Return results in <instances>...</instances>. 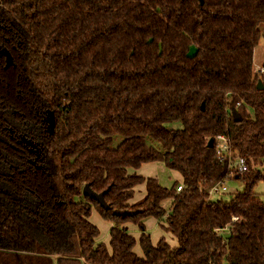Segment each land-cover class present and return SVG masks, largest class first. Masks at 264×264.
<instances>
[{
	"label": "trees",
	"instance_id": "16d2710c",
	"mask_svg": "<svg viewBox=\"0 0 264 264\" xmlns=\"http://www.w3.org/2000/svg\"><path fill=\"white\" fill-rule=\"evenodd\" d=\"M261 25L264 0H0L14 60L0 67V264H264ZM218 136L249 172L232 174ZM154 162L181 173L183 190L128 172ZM228 180L245 191L211 200ZM87 184L109 191L112 211ZM138 186L146 195L132 203ZM96 210L114 224L109 246ZM146 217L165 218L179 248L143 233L137 255L125 226L144 232Z\"/></svg>",
	"mask_w": 264,
	"mask_h": 264
},
{
	"label": "rangeland",
	"instance_id": "374dc122",
	"mask_svg": "<svg viewBox=\"0 0 264 264\" xmlns=\"http://www.w3.org/2000/svg\"><path fill=\"white\" fill-rule=\"evenodd\" d=\"M262 33L264 32V25L260 26ZM254 57V70L258 74L262 71V67L264 65V36L261 37L259 44L257 45ZM178 126V125H176ZM130 174H138L142 177L155 178L157 179L161 185L166 188H171L176 183H182L181 173L172 171L166 167L163 162H154V163H145L140 169H132L128 170ZM225 186H227L228 191L222 194H213L211 200H225L228 201L235 195L239 193H243L245 191V186L242 185L237 180H228L225 182ZM256 195L261 199H264V184L263 182L259 183L255 189ZM146 195L145 186H138L136 188V196L131 201L132 203L136 201L142 200ZM164 208L169 211L172 209V200H165L163 203ZM92 223L100 229V236L97 238L99 242H103L109 246L110 244V230L113 228V223L105 220L99 212L96 210L93 212L92 217L90 219ZM145 226V231L143 232L140 228V225L130 221L125 227L128 229L129 234L134 236L137 239V246L135 248V252L137 255L142 256V249L140 246V236L145 233L146 235H150L154 245L159 244L163 239L173 247L179 248L180 244L176 237H174L170 232L166 230L167 222L165 218L162 220H158L154 217H146L142 222Z\"/></svg>",
	"mask_w": 264,
	"mask_h": 264
},
{
	"label": "water",
	"instance_id": "95a60500",
	"mask_svg": "<svg viewBox=\"0 0 264 264\" xmlns=\"http://www.w3.org/2000/svg\"><path fill=\"white\" fill-rule=\"evenodd\" d=\"M200 3L202 4L203 3V0H200ZM3 56L6 60V69L10 68V66L14 65V60H13V57L10 53V51H8L7 48H5L4 46H0V57ZM258 88L259 89H264V86L262 84L261 81L258 82ZM203 110L205 108V105H203ZM234 119L236 121H240V116L237 114V113H234ZM46 123L48 125V130L51 134L54 133L55 131V128H56V125H55V115L53 112L51 111H48V114H47V118H46ZM22 142H24L26 144V146H30L34 151H36V153L38 154L40 152V148H39V144L36 143V142H33L32 140L30 139H26L25 137H22ZM214 144V140L211 139L210 142H209V147L210 146H213ZM83 195L85 197H88L90 198L91 200L95 201V202H98V204L103 208L105 209L106 211H112V207L109 206L106 201H105V195L109 192V191H105L103 193H95L90 185H85L83 187ZM139 211H120V210H114L113 211V214L115 216H118V217H122L123 219L126 218V217H130V216H136L138 215Z\"/></svg>",
	"mask_w": 264,
	"mask_h": 264
},
{
	"label": "built area",
	"instance_id": "2783aa9c",
	"mask_svg": "<svg viewBox=\"0 0 264 264\" xmlns=\"http://www.w3.org/2000/svg\"><path fill=\"white\" fill-rule=\"evenodd\" d=\"M262 75H264V69L260 72ZM217 153L220 155V157H227L230 156L231 158V153H230V146H229V139L223 136H218L217 139ZM231 168L233 169L232 174L238 173L240 175H244V173H247L250 171L249 166L247 164L246 159L244 158H237L234 161L232 160L231 163ZM257 169V168H256ZM261 169V166L259 167V170ZM183 184H179L178 186V192L183 190ZM228 191L227 186H225V181L224 182H219L215 184L212 189L209 191L210 199L213 194H222L226 193ZM237 219H235L236 221Z\"/></svg>",
	"mask_w": 264,
	"mask_h": 264
},
{
	"label": "flooded vegetation",
	"instance_id": "af4514ba",
	"mask_svg": "<svg viewBox=\"0 0 264 264\" xmlns=\"http://www.w3.org/2000/svg\"><path fill=\"white\" fill-rule=\"evenodd\" d=\"M0 46H3V45L0 44ZM2 65H3L4 67H6V60H5V58H4L3 56L0 57V67H1Z\"/></svg>",
	"mask_w": 264,
	"mask_h": 264
},
{
	"label": "crops",
	"instance_id": "0c3cea01",
	"mask_svg": "<svg viewBox=\"0 0 264 264\" xmlns=\"http://www.w3.org/2000/svg\"><path fill=\"white\" fill-rule=\"evenodd\" d=\"M182 180H183V178H182ZM179 184H180V183H179ZM181 184H183V182H182Z\"/></svg>",
	"mask_w": 264,
	"mask_h": 264
}]
</instances>
